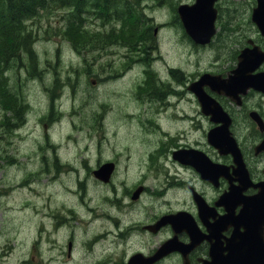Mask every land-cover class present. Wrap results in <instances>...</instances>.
Returning a JSON list of instances; mask_svg holds the SVG:
<instances>
[{"label": "flooded vegetation", "instance_id": "af4514ba", "mask_svg": "<svg viewBox=\"0 0 264 264\" xmlns=\"http://www.w3.org/2000/svg\"><path fill=\"white\" fill-rule=\"evenodd\" d=\"M80 1L82 4L86 2L85 4L94 8L96 12L92 17V20L95 21V29L89 31L91 36L94 37L93 39L95 41L118 42L120 45V49L116 50L109 44L107 53L108 71L115 81L131 76L135 64L144 59L140 57L138 60H133V64L130 63L129 52L137 53L140 51V49L134 50L132 43H137V41L146 43L148 44L146 50H148L150 49L148 42H156V44L151 45V48H155L157 51H151V54L147 57L151 70L147 73L144 69L146 82L142 85V90L146 92V100L150 97L152 103L155 99L157 101L154 113L149 114L150 109H146V106H144L145 113L130 115L132 119L141 117V132L153 130L154 137L149 139L148 142L143 138L142 141L146 142L148 146L140 147L143 149L140 153L127 152L124 158L122 157L123 153L116 152V149L112 147H105L102 150H100V146L96 147V156L93 163L84 165L89 174L91 173L94 177L96 184H102L104 187L103 190L98 191L97 185H93V195L90 199L94 200L95 207L91 210V224L82 221L79 224L81 230H76V226H74L67 233V241L61 243L60 240L62 239L57 238L53 249L44 248V256L47 264L62 262L64 256L75 258V262L79 260L87 264H127L130 257L135 255L136 252H141L145 258L155 256V251L161 243L175 234L168 222L161 221V224L157 226L160 219L169 213L184 210L194 215L201 231L207 234L206 224L212 222L214 218L205 219V224L191 210L189 199L196 208L194 192L198 191L210 205H213L223 192L229 190L230 186L240 184V179L243 178L241 172L243 171L239 170L234 164L232 156L230 154L222 155L214 147L206 145V118L210 122L212 114H206V106L201 104L192 83L206 72L214 75V79H223L236 66V59L240 50L244 46L250 45V40H253L256 44L260 43L263 49L264 44L259 42L258 37L254 36V25L251 19L253 0H217L215 3L217 31L213 42L216 38L225 37L226 31L221 32L222 26L225 28L230 25L234 28H240L233 31V35L230 37V41H242V44L238 45L239 52L236 50L235 53H232L233 57H227L225 51H216L213 60H210L211 62L207 67L204 65L201 70L189 74L188 78L183 77V80L180 81L177 78L178 68L171 64L162 67L164 62V54L161 49L162 40H166L169 44L178 42L175 29L179 30V24L182 26V22L175 6L171 5L172 2L178 4L181 1V3L192 4L195 0H171V3L165 2V0ZM244 1H248L246 6H243ZM68 2L70 3V1ZM154 12L162 14L163 18L157 21L153 15ZM114 17L120 20V26L114 27L112 25L111 19ZM153 21L162 22L153 27ZM23 28L28 37H34L35 32H39V30H35L36 25L32 22V19L24 21ZM163 29L168 31L162 33ZM184 32L185 30L183 31L185 37L192 41ZM192 44L196 48L208 47V45L201 46L194 42ZM261 69H264V63L261 65ZM190 84L193 85V88L189 87ZM147 87L149 88L148 91L146 90ZM203 89L211 94L222 107V111H226L230 116V129L234 136L238 138L241 129L245 128L246 130L250 129L251 134L261 136V139L264 138V131L257 127L252 118L253 112L257 111L264 119L263 93L250 89L244 95L232 98L221 95L219 89L206 82L203 84ZM182 100L188 103L187 107L191 108L188 109L190 114L183 110V107L181 108L182 112L179 111L178 105ZM103 118L109 119L112 128H114L113 124L117 123L116 120L121 116L106 115L99 117V119ZM188 119L191 122L189 129L171 130V121L185 122ZM195 119H199L197 125L194 124ZM217 120H221V115H217ZM99 122L102 123L101 120ZM115 125L117 129L114 135L116 136L117 132L119 130L123 131V129L120 123ZM210 125L212 127L213 123H210ZM195 132H199L198 137L194 136ZM254 135H249V144L240 143L251 177L250 181L243 182L244 186H247L244 190L245 194L255 193L257 191L255 182L264 179V177L256 178L255 175L253 161L256 160L257 164L260 158L264 159V151L256 154L255 146L258 143V138ZM260 138L259 140H261ZM190 149L201 151L204 155L207 152L213 160L225 165L226 168L219 176L217 186H214L210 181H206L196 171L197 161L194 154L192 155L189 152ZM195 153L198 154V152ZM103 155H107V157H103ZM51 159L58 162V166H62L65 161L69 165L74 166L75 164L61 158L59 155H55ZM198 159H203V157L198 155ZM123 162H125L123 165L124 171L118 173L120 164ZM105 164L110 165L109 170L112 173L107 179H101L96 171L104 167ZM131 167L135 169V173L128 180L125 176L131 170ZM234 169H237L238 173ZM72 171L77 176L76 182L79 187L76 191L77 199L81 198L82 192L84 196H87L89 188L87 179L81 180L77 169ZM137 188H142L138 198H136L138 194L133 195ZM155 189L165 194V196L170 193L175 197L173 202L167 201L168 205L164 210V202L160 199L156 200L151 210L146 209L150 200L143 203L148 194L152 197ZM212 190L214 195L210 196ZM122 208H127V210ZM224 209L222 206L217 207L215 210L216 217L224 213ZM59 219L58 222H54L55 226L59 225L57 231L61 228L60 224L65 222L62 217H59ZM76 221L79 222L81 219L78 220L76 217ZM231 232L232 228H228L223 234L228 236ZM160 236L161 238L157 241H152V237ZM177 236L182 242L189 241L186 230L177 233ZM77 239L80 240L79 243L75 242ZM50 243V241L46 242L44 246L46 244L50 245ZM92 245L93 247H91ZM132 246L134 247L133 251L128 253L127 250ZM208 248V242L202 241L191 249L188 253L189 264H198L201 258L207 256ZM75 251L81 252V256H76ZM86 254L90 256V262L87 261ZM183 258L182 253L173 252L162 259L160 258V260L156 259L150 264H163L168 260L172 261V264H180ZM33 260L34 255L31 258V261Z\"/></svg>", "mask_w": 264, "mask_h": 264}, {"label": "rangeland", "instance_id": "374dc122", "mask_svg": "<svg viewBox=\"0 0 264 264\" xmlns=\"http://www.w3.org/2000/svg\"><path fill=\"white\" fill-rule=\"evenodd\" d=\"M165 1L171 2V0ZM48 2L51 6L41 9L33 19L36 25L35 30H39V34L35 37V42H30L27 47V50L31 49V53L22 56L23 64L20 59L14 58L6 65L11 82H14L16 88L24 90L27 104L22 105L20 101L16 106L18 110L22 107L23 110L26 108V123L21 131L18 128L13 133H6L4 136L0 132L1 139H4V141L0 140V264H27V256L30 253L36 254L35 264H39L37 260L41 258L40 253L43 252L45 243L44 228L46 229V226L50 224L51 213H60L66 218H70L71 212L76 211V216L81 219L74 223L76 230H81L79 224L82 221L91 224L92 214L90 211L95 207V203H93L94 200H87L93 195L92 178L88 177V195L84 196L82 192L81 198L76 199L74 193L77 195L76 191L79 189L75 186L76 180L74 177L71 179L66 166H58V162L52 161L51 158L59 154L64 159L75 161L77 158L88 157L82 152V147L88 145L89 142L92 148L96 146V140H99L104 146L102 133L100 132L96 136L94 131L96 117L101 114H119L121 116L115 124L120 123L124 133L111 138V144L114 145L115 141L124 142L120 151L124 154L123 158L127 152H142L141 140L136 138L139 133L142 136L140 130L142 129V118L132 119L130 115L145 113L144 106L146 109H150L149 114H153L157 104L156 99L153 103L150 101V97L146 100L145 90L135 91L137 80L133 78L132 73L131 76H127L123 80L115 81L108 73L109 45L105 42L83 39L80 33L75 31L76 27H80L75 15H66L71 10L60 8L53 0H48ZM247 4L243 2V6ZM153 15L157 21L163 18V15L157 12H154ZM39 17L42 18V26L38 25ZM157 21L152 22L153 27L162 22ZM66 25H68L67 33L70 32V36H64L62 33L66 30ZM254 29L256 28L254 27ZM175 30L178 43L173 46L172 56L168 55L166 61L172 62L185 72H193L198 66L202 67L205 59L207 67L213 60L208 62L209 52H212V49L199 54L190 53L188 39L183 31L180 28ZM166 31L168 30L163 29L162 33ZM221 31H225L223 26ZM230 31H233L232 28L227 27L226 32ZM254 36L259 38L257 32H254ZM220 41L221 38L215 40L212 46L214 51H225L232 54L229 53V50L237 47L236 44L229 43L228 38H223L219 43ZM106 42L118 50L113 42ZM75 43L76 48H80V54L74 47ZM148 43L150 44L148 50H144V43L137 41V43L131 44L134 50L140 49L137 53L129 52L128 57L131 64L134 63L133 60H138L140 57L147 58L151 54V45L154 42ZM164 50L168 54L171 52L169 49ZM32 55L36 59L35 66L30 59ZM198 61H200V65L197 64ZM154 64L157 66L156 62ZM164 65L163 62L162 67H165ZM134 73L142 80L146 77L144 69L138 64L134 66ZM68 81L75 82L76 91L66 84ZM148 89L147 87L146 90L148 91ZM53 102L56 105L53 113L50 114ZM187 105L188 103L182 100L178 105L179 110L182 111L183 107V110L190 114L188 109L191 108ZM63 112L70 113L69 116H66L68 122H65ZM186 115L184 114V116ZM198 120L195 119V125L198 124ZM104 121L106 122V119ZM171 123V127L177 125L178 128H185V130L189 129L191 125L190 121H177V123L171 121ZM110 125L112 123L108 124V133L112 132ZM210 126V122L206 118V132ZM68 130L73 134L70 136L71 138L67 135ZM250 134V129H241L238 137L242 144H249ZM46 137H49L56 146L50 143ZM12 141L20 142L16 143L20 147V152H17L18 154L14 157H9L13 152H10L7 145ZM120 147V143L115 144L117 151L120 150ZM92 148L89 163L95 158ZM45 158L47 160H44ZM124 163L120 164L122 171H124ZM253 163L256 178L264 177V159L260 158L257 164L254 160ZM80 173L83 176L85 171L81 170ZM134 173L135 169L132 167L125 178L130 180ZM53 174L54 176H52ZM31 182L34 183L29 191L25 186ZM101 188L104 187L101 186ZM212 195H214L213 190L210 193V196ZM157 199L162 202L165 200L174 201L172 194L169 193L165 196L155 189L146 209L151 210ZM27 202L28 205H26ZM92 203L93 207L90 206ZM189 203L191 209L195 211L196 208L190 199ZM31 205L34 211H32ZM166 207L167 205L164 204V209ZM174 207L176 206L174 205ZM46 230L48 231L47 243L49 241L51 243L50 245L46 244L45 248L53 249L57 239L52 235L51 230ZM65 230L67 231L68 228L63 227L62 231ZM160 238L161 236L152 237V241H157ZM33 242H36V246L30 251L29 248ZM38 248L41 250L38 251ZM133 248L132 246L128 249V253L132 252ZM81 254V252L75 253L76 256H81ZM86 258L88 262L91 261L88 254H86ZM61 264L87 263L79 260L75 262V258L64 256ZM163 264H172V261L168 260Z\"/></svg>", "mask_w": 264, "mask_h": 264}, {"label": "water", "instance_id": "95a60500", "mask_svg": "<svg viewBox=\"0 0 264 264\" xmlns=\"http://www.w3.org/2000/svg\"><path fill=\"white\" fill-rule=\"evenodd\" d=\"M214 1L197 0L191 8L186 9L185 5L180 7V13L185 20L186 29L193 37L201 42L209 41L210 36L214 32V15L211 14V7ZM257 1L258 6L254 9L253 19L264 35V0ZM186 13L188 17L185 16ZM191 17L196 21H192L190 19ZM256 48L259 49L258 47H253L245 49L241 53L239 64L234 70V74L223 82L225 89L233 90L239 88L245 91L248 87L252 86L264 92V72L253 75L247 74L249 68L251 67L250 69H253L254 67L250 65L251 61L255 62V65L264 61V51L262 52L259 49L258 52ZM204 99H206V106L212 104L207 97L202 98L201 101ZM214 119L218 121L217 118ZM208 141L222 153H232L239 170L243 171L241 173L245 171V177L242 180L240 179V182L250 181L236 140L230 134L228 123L210 129L208 132ZM258 148H264V141ZM197 168L203 177L215 183H217L218 177L224 171V166L219 163H214L207 156L206 161H201L197 165ZM235 172L238 173V170L235 169ZM256 186L259 188V191L250 196L242 195V189L245 186L230 187L233 195L238 196V200L235 201L234 205H241L242 207L239 213L236 214L233 208L227 206L228 213L222 216V220L226 224H233L236 228L232 236L228 239L226 247H221L220 249L213 248L212 260L206 261V264H264V180L258 182ZM234 196L231 194L224 195L221 198L222 202L229 205L231 201H228V199L233 200ZM204 209V203H200V211L203 212ZM167 244H171V242ZM173 249L178 248L171 245L170 249L164 250V252ZM224 250L228 254L225 255Z\"/></svg>", "mask_w": 264, "mask_h": 264}, {"label": "trees", "instance_id": "16d2710c", "mask_svg": "<svg viewBox=\"0 0 264 264\" xmlns=\"http://www.w3.org/2000/svg\"><path fill=\"white\" fill-rule=\"evenodd\" d=\"M43 7L44 0H0V32L9 34V40L0 43V68H3L0 69V105L3 104L10 110L11 114L6 116V119L11 121H23V116L16 112V106L18 99L24 98V93L11 84V80L5 76V68L14 57L19 58L22 50L30 45L22 27L25 18L38 14ZM28 52L31 53L30 48ZM32 56L35 66L36 59Z\"/></svg>", "mask_w": 264, "mask_h": 264}]
</instances>
